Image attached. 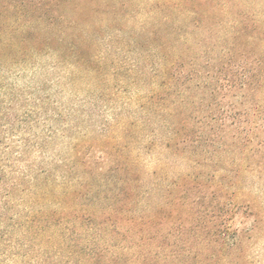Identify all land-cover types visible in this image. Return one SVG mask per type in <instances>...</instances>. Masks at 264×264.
<instances>
[{
  "label": "trees",
  "instance_id": "16d2710c",
  "mask_svg": "<svg viewBox=\"0 0 264 264\" xmlns=\"http://www.w3.org/2000/svg\"><path fill=\"white\" fill-rule=\"evenodd\" d=\"M57 1L10 0L4 7L6 19L0 20V53L9 49L18 55L0 56V70L33 65L48 73L30 89L0 85V264H74L73 255L61 251L68 248V241L60 233L61 223L54 219L57 211L53 208L64 197L86 192L87 173L76 155L72 135L79 131V119L94 118L88 107H97L95 116L100 118L110 109L106 102L121 98L119 91L129 95L112 123H102L100 128L127 153L136 170L145 152L149 155L161 147L172 155L178 150L184 127L179 128L176 121L180 111L194 103L191 98L198 96L183 83L171 92L172 82L182 77L176 71L185 42L171 37L165 24L155 22L158 16L152 8L146 10L139 4L143 9L139 13L115 18L106 10L111 0H100L98 5L63 0L72 2L73 9L66 13ZM182 1L173 4L185 15ZM141 13L145 17L139 20ZM169 16L165 12L164 20ZM120 71L134 80L123 85ZM132 93L137 94L135 99ZM132 109L141 117L132 120ZM235 124L239 129L240 121ZM249 125L242 131L245 143L253 141L250 131L262 127L257 122ZM132 130L139 134L134 136ZM203 138L199 135L190 144L182 143L193 147L191 154L196 155ZM259 145L263 147L264 142ZM195 155L185 158L190 167L201 164ZM239 162L238 172L250 178L244 186L229 187L222 177L217 180L215 172L211 175L221 196L233 197L222 205L223 217H236L244 206V213L254 217L248 231L236 223L234 227L225 223L219 230L224 262L264 264V170L258 168L260 164L257 169L253 165L244 168Z\"/></svg>",
  "mask_w": 264,
  "mask_h": 264
},
{
  "label": "rangeland",
  "instance_id": "374dc122",
  "mask_svg": "<svg viewBox=\"0 0 264 264\" xmlns=\"http://www.w3.org/2000/svg\"><path fill=\"white\" fill-rule=\"evenodd\" d=\"M177 1L111 0L106 7L115 18L152 8L158 16L152 20L165 24L171 37L185 42L176 71L182 77L179 82L177 77L173 80L171 92L183 83L198 96L191 98L194 103L181 110L176 121L179 128L184 127L178 150L172 155L161 147L153 154L145 152L136 170L127 153L100 128L102 123H112L129 95L119 91L121 98L106 102L110 109L100 118L95 116L97 107H88L94 118L79 119V131L72 136L87 173L86 192L64 197L53 208L60 233L68 241V248L61 251L71 253L74 264H225L219 230L225 223L231 227L236 223L248 231L254 223V217L244 213L245 206L236 217L222 216V205L233 197L221 196L211 175L215 172L217 180L222 177L229 187H241L250 178L238 172V159L244 168L257 169L260 164L258 168L264 170V146L259 145L264 142V0H183L185 15L173 4ZM6 2L10 0H0V20L6 19ZM87 2L98 5L100 0ZM55 3L65 13L73 9L72 2ZM164 11L170 13L168 20L163 18ZM138 17L141 20L145 14ZM0 56L18 58L9 49ZM34 67L2 68L0 85L30 89L40 84L48 73ZM120 74L123 85L134 80L126 79L124 71ZM133 110L132 120L141 117ZM236 121L241 123L239 129ZM251 122L262 127L250 131L253 141L245 143L242 131ZM132 134L137 136L139 131ZM199 135L204 138L196 155L191 154L189 144ZM187 155H195L201 164L190 167ZM165 158L170 162L165 163ZM27 200L31 206L33 198Z\"/></svg>",
  "mask_w": 264,
  "mask_h": 264
}]
</instances>
